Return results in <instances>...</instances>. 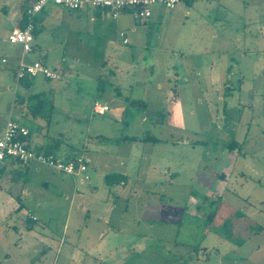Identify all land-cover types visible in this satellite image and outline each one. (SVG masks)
I'll use <instances>...</instances> for the list:
<instances>
[{
  "label": "rangeland",
  "instance_id": "374dc122",
  "mask_svg": "<svg viewBox=\"0 0 264 264\" xmlns=\"http://www.w3.org/2000/svg\"><path fill=\"white\" fill-rule=\"evenodd\" d=\"M15 1L0 0V7L7 5L9 10L8 14L0 12V128L12 117L29 126L39 141L47 133L60 137L64 148L74 152L84 147L103 149L117 163L118 149L124 153L129 147L117 142L122 136L151 135L186 141L190 149H206L205 173L196 183L204 189L197 212L196 196L191 195L198 178L196 169L191 168L193 156L170 153V148L156 143L133 144L142 157L140 171L136 168L131 177L144 198L130 202L124 220L129 233L120 239L106 238L107 246L100 247L107 250L119 242L124 244L127 249L119 256L124 264H264V44L258 43L264 39V20L250 13L253 6L249 3L246 7L247 0H196L193 4L202 11L186 10L188 17L184 3L174 10L163 9V23L171 21L174 27L167 38L180 36L182 40L176 55L134 63L118 57L104 69L99 62L80 59L72 63L65 57L64 65L73 67L61 81L39 77L27 91L18 86L15 72L1 64L2 55L7 54L5 31L11 28ZM226 22L233 23V29H228ZM63 56L53 54L45 63L53 70ZM34 57L40 59L37 49L30 54ZM118 92L124 97L133 92L147 108L130 106ZM17 93L27 95L31 105L36 98L51 94L52 109L46 113L51 116L49 124L45 118L31 121L18 116L28 105L21 108L15 103ZM174 94L177 102L172 100ZM96 99L102 104L109 102L111 111L104 116L96 114ZM111 100L122 102L124 109ZM97 136L111 138L102 143L92 140ZM234 141L237 161L221 166L223 152ZM150 149H154L152 153ZM85 155L91 158L90 153ZM162 155H169L176 168L180 167L172 178L150 168L149 160L154 162ZM222 172L226 178L219 179L217 174ZM64 176L40 164L28 168L13 164L0 174V264H18L16 254L11 253L16 242L27 254L28 264H102L98 250L88 251L93 243L88 237L93 229L88 200L79 201L83 205L72 202L58 184ZM88 176L90 179L79 185L81 192L87 194L96 188L97 198L110 196L101 171L90 168ZM218 183L220 189L216 188ZM23 190L29 193L24 210L38 221L16 231L11 228L16 213L6 218L2 210L11 194ZM189 196L195 201L189 202ZM146 216L155 221L153 226L145 223ZM139 217L141 225L133 227V220ZM228 220L232 222L231 239L226 238L224 229ZM259 225L263 232L254 236L256 230L250 226ZM133 230L140 237H133Z\"/></svg>",
  "mask_w": 264,
  "mask_h": 264
},
{
  "label": "crops",
  "instance_id": "0c3cea01",
  "mask_svg": "<svg viewBox=\"0 0 264 264\" xmlns=\"http://www.w3.org/2000/svg\"><path fill=\"white\" fill-rule=\"evenodd\" d=\"M34 0H16V6L14 8V13L11 21V28H7L5 31V35L9 36L11 30L14 27H25L26 25V16L25 11L26 9L33 3ZM196 1V0H195ZM195 1L191 2H184V8L183 10H196L198 12H201L202 9L200 6L193 4ZM264 1V0H263ZM23 2V4H22ZM246 7L249 6V3L253 6L252 9H250V13L254 16V18L257 16V19H263L264 20V5L260 6L262 2L259 0L256 2H253V0H247ZM21 5V6H20ZM229 5H227L226 9ZM21 7V8H20ZM162 8H155L153 11V15L151 18L146 20H138L136 19L131 13L124 12L122 13L117 19H112L108 16L106 11L97 9V10H83V11H76V12H70L68 10L62 9L60 7L56 6H48L46 7L40 14L37 15V17L34 20V32L33 35L34 41H33V51L30 53L32 54L36 49L40 53V59H34L30 58V54L23 55L22 48L18 45H11L7 41V54H3L1 57V64L6 65L11 71L14 73L16 72V69L21 61H24L26 63H32L34 61H42L45 63V59L50 57L53 54H63V58H61V64L57 66H53L54 71H61L62 72V78L63 79L65 73L68 74L70 70L73 67L72 65H68L66 67L64 63H67V60L65 57L69 58L72 63L78 62L80 59L88 62H96L101 64L100 66L104 69L107 66V62H113L114 59H117L118 57L123 58H129L133 63L136 61H139L140 59H145V61H156L157 59H164L171 57L176 52V49H181L182 46V40L180 39V36H178V39H169L167 38L168 31L172 29L174 30V27L171 26V21L164 24L163 21L165 19L164 12L162 11ZM248 10V9H247ZM0 12L4 14H8L9 10L7 5L0 7ZM185 15L187 17L189 16V11L185 12ZM263 17V18H262ZM199 23V22H198ZM227 26L228 29H233V23L229 24L228 22ZM164 24V25H163ZM171 31V32H172ZM261 31H264V28H261ZM120 33L125 34V38L128 40L127 44H124L122 39L119 37ZM213 39H218L215 36H213ZM264 44V39L260 40L258 42ZM215 52V50H213ZM67 55V56H66ZM176 55V54H175ZM3 60L6 62L4 63ZM70 62V63H71ZM46 65V63H45ZM47 66V65H46ZM69 71V72H68ZM15 74H13V77ZM177 79L179 76H176ZM39 78V77H38ZM37 79V78H36ZM44 79V78H42ZM35 80V79H34ZM48 81L47 79H44ZM59 80V81H61ZM33 81V80H32ZM30 83L24 87L22 84L18 83V86H23L24 89H27V91L31 88ZM119 97H124L121 92H118ZM121 95V96H120ZM127 95V93H126ZM125 95L126 103H130V101H139L144 102L142 99H136L133 96V92L129 93L127 96ZM23 97L18 99V101L15 103H18L20 107H25V104L31 105L29 99L27 101V95H19V93L16 94V97ZM51 94L46 96L44 99L46 102L51 103ZM175 97V98H174ZM16 100V98H15ZM175 102L176 100V94L173 95V99ZM98 101L97 99L95 102ZM94 102V103H95ZM111 103L113 105L120 104L122 109H124V104L122 102H115L114 100H111ZM146 104V103H145ZM105 105H108L111 111V106L109 102H105ZM130 105V104H129ZM147 108V105H146ZM18 116L24 117V111H19ZM104 116V115H103ZM7 120V119H6ZM6 122V121H5ZM1 125V131H3L4 124ZM19 123V122H18ZM97 137H91L92 140H97L98 142H107L110 140L111 136L109 138L102 137V139H99ZM127 137V136H122ZM120 137V138H122ZM131 137H137V136H131ZM155 137V136H154ZM121 142V144L124 145L123 148L127 147L128 150L124 151L122 153V149H118L117 152V159L119 163H117L115 160L111 159L112 156L108 155L107 152H104L103 149H92L90 150L88 147H84L82 150L73 151V149H69L68 147L63 146V144L59 147V149L55 152V157L61 160H67L70 158H73L78 155H85V153H90L91 158L87 156L90 159V165L89 169H95L101 171V174L104 175V179L107 175L111 174H121L126 177V181L113 183L112 185H108L110 187V196L105 198L106 196L103 195L101 198H97L96 191L97 189L94 188L91 190L90 193L81 192L79 189V185L83 184L85 180H83V176H64V180H62L60 183V188L62 191H65V194H69L71 196V201H81L83 199L88 200L87 205V211L90 212L91 216L89 219V222H92L91 227L93 228L92 231L88 233V237L93 240V243L91 244L92 247L88 248V251H91L93 249L98 250V254L101 255L100 262L102 264H124V261L120 259V255L124 252V249H127V247L124 246L122 243H118L116 247H108V249L101 248L100 246H107L108 242H106V238L114 237L116 236L118 239L121 237H125L126 233H129V229L126 228L124 220L126 213L129 210L130 202L133 200L143 199V190H136L134 187L135 179L131 177L132 171L141 169V160H139L141 156V151L139 147L136 145H133L137 142ZM139 138V137H138ZM157 138V137H156ZM160 142H157L156 144H159L160 146H165L167 148H170V153H176L177 155L184 154L185 157L188 155L193 156L194 161L192 162V167L196 169V172L192 169L193 173L195 172V176L198 178L196 179L191 195H195L197 200V209L199 210V201L201 198H203V185H196L198 182L200 174L203 176L205 173L206 167H203L204 165V158L206 154V149L201 151V149L197 146L192 149L189 147V143L186 141L181 140H172L168 138H158ZM89 140H87L88 142ZM45 142L44 137L42 138V141H39L35 139L34 135L30 139V143L33 146H39L43 145ZM146 143H154V142H146ZM155 144V143H154ZM238 147V146H236ZM235 147V148H236ZM154 148V147H152ZM180 148V149H179ZM199 148V149H198ZM184 149V150H183ZM100 150V151H99ZM154 149H150V153L153 152ZM198 150V151H197ZM180 151H185V153H182ZM198 152V153H197ZM234 149H227L225 152H223V159L222 162H219L222 165L231 166L233 161H237L238 158L235 159L236 154L233 155ZM197 153V154H196ZM238 154V153H237ZM152 154H150L149 159ZM164 155V154H163ZM160 156L158 160H149L150 168H152L153 171H161L166 172L168 176L171 178L174 176V174H178L180 171V167H177L174 165L173 160H170L169 155L166 156ZM239 155V154H238ZM225 161V163H223ZM183 162V161H182ZM117 165L115 167L111 165ZM41 165V164H40ZM186 165V164H185ZM44 166V165H41ZM45 168H48L44 166ZM188 166H186L187 168ZM201 168V169H200ZM50 169V168H49ZM88 169V171H89ZM53 170V169H51ZM108 171V172H106ZM201 171V172H200ZM225 172L218 173L217 176L219 179L226 178ZM138 177L139 173L136 174ZM136 176V177H137ZM194 176V177H195ZM80 178V179H78ZM90 179V178H89ZM88 181V180H87ZM132 181V183H131ZM153 183V182H152ZM203 184V183H202ZM153 185V184H151ZM222 186V185H221ZM220 184L218 183L216 185V188L220 189ZM83 190V189H82ZM217 193L212 194L213 196ZM112 195H115L112 197V200H110L109 197ZM18 198L20 201L18 202ZM195 198L193 199L192 196H189L188 201H195ZM29 199V193L25 190L21 192V194H11L6 204L4 205L3 215L7 218L8 216L15 215V221L11 225V228L14 230H20L25 226L26 228H29L27 219H30L32 222H37V218L31 213H28L24 210L25 204L28 202ZM107 202H103V201ZM19 203L23 205V208L19 212H15L17 207L19 206ZM81 204V202H79ZM83 205V203L81 204ZM32 217L35 218V220L32 219ZM142 218L134 219L133 220V227L137 225L138 227L142 223ZM144 221L146 224H149L153 226L154 220L152 218H147V216L144 218ZM26 223V224H25ZM256 230H252L256 236L259 233L263 232L262 226H250ZM135 229V228H134ZM133 237H140V234H138L136 231L133 230ZM127 236V235H126ZM18 242H16L11 248L12 256L16 254V262L18 264H28L27 260V254H24V251L22 252L18 247ZM100 248V249H97ZM111 248V249H110ZM132 248V247H131ZM133 249V248H132ZM100 250V251H99ZM109 256V259L107 258ZM8 257V254L7 256Z\"/></svg>",
  "mask_w": 264,
  "mask_h": 264
},
{
  "label": "built area",
  "instance_id": "2783aa9c",
  "mask_svg": "<svg viewBox=\"0 0 264 264\" xmlns=\"http://www.w3.org/2000/svg\"><path fill=\"white\" fill-rule=\"evenodd\" d=\"M193 0H34L26 9V25L24 28L14 27L9 36L8 42L11 45H18L22 48L23 55H28L33 51V30L34 20L46 7L52 5L68 10L70 12L83 10L106 11L112 19H117L122 13L129 12L138 20H146L152 17L155 8L174 10L180 3ZM119 37L124 44L128 43L124 33ZM5 63L6 61L3 60ZM17 82L26 79H36L42 77L52 82H57L62 78L61 71H54L42 61L26 63L21 61L15 72ZM94 112L100 116L105 115L109 106L96 101L93 104ZM29 135V130L13 121L9 117L0 135V170L11 163L22 166L41 164L67 176H83V180H89L88 169L90 159L85 155H79L74 159L61 160L54 156H44L25 146L24 139ZM35 220L34 217H32Z\"/></svg>",
  "mask_w": 264,
  "mask_h": 264
},
{
  "label": "trees",
  "instance_id": "16d2710c",
  "mask_svg": "<svg viewBox=\"0 0 264 264\" xmlns=\"http://www.w3.org/2000/svg\"><path fill=\"white\" fill-rule=\"evenodd\" d=\"M195 1V0H193ZM191 2V1H190ZM24 28V27H22ZM35 34L34 30H33V35ZM34 79H26V80H22L19 81L18 83L22 84L24 87H26L30 81H32ZM23 98V97H16V102L18 101V99ZM130 106L132 107H139V108H144L146 109V104L143 102H139V101H130ZM52 106H50L49 102H46L44 99H41L40 97L36 98L35 103L32 105H28L26 106V110L24 111V117L31 120V121H36L38 119H47V122L49 124L50 121V114H46L47 113V109H52ZM12 118V117H11ZM13 119V118H12ZM15 121V120H13ZM17 122V121H15ZM18 123V122H17ZM23 126H25L28 130H29V135L27 138L24 139L25 142V146L28 149H31L33 151H35L38 154H42L44 156H54L55 157V152L59 149V147L64 143V141L59 137V138H53L50 137L47 133L44 134V139L45 142L43 143V145H39V146H33L30 143V139L33 136V131L31 130V128L25 124H21ZM48 127V126H47ZM99 139H102V137H98ZM118 141H122V142H160V140L154 136L151 135H146L145 138H138V137H122L120 139H118ZM237 146V143L234 141L229 145V149H234ZM79 156V155H78ZM77 157V156H75ZM70 158V159H74ZM67 159V160H70ZM15 163H11V165H13ZM20 165V164H18ZM22 166V165H20ZM25 168H28L29 166H22ZM5 166L0 170V174L5 170ZM126 181V177L121 175V174H111V175H107L105 177V182L107 185H112L113 183H119V182H124ZM20 201V199L18 198V202ZM23 208V205H21L19 203V206L17 207L15 212H19L21 209ZM238 214V212L236 213V215ZM210 217H208L209 219ZM27 222L30 223L32 222L30 219H27ZM231 220H228L225 223L224 229L226 230L225 232H227L226 234V238L231 239L233 238L232 235H229L228 232H230V226H231ZM253 230V227L251 228ZM239 244H241V242H239Z\"/></svg>",
  "mask_w": 264,
  "mask_h": 264
}]
</instances>
